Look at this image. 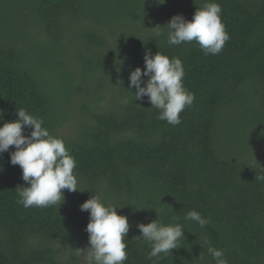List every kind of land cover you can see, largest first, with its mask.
<instances>
[{"label": "trees", "instance_id": "16d2710c", "mask_svg": "<svg viewBox=\"0 0 264 264\" xmlns=\"http://www.w3.org/2000/svg\"><path fill=\"white\" fill-rule=\"evenodd\" d=\"M206 2L0 0V126L20 109L42 118L76 159L83 190L25 208L15 148L0 154V264H77L89 246L80 205L96 194L128 218L124 264H215L209 247L227 264H264V0H216L230 35L217 55L195 41L169 45L171 17L191 20ZM149 50L183 62L195 100L179 125L128 87ZM190 210L210 222L185 220ZM157 218L184 227L158 261L137 227Z\"/></svg>", "mask_w": 264, "mask_h": 264}, {"label": "clouds", "instance_id": "9594fccd", "mask_svg": "<svg viewBox=\"0 0 264 264\" xmlns=\"http://www.w3.org/2000/svg\"><path fill=\"white\" fill-rule=\"evenodd\" d=\"M158 2L163 4L166 0ZM221 14V5L211 0L197 8L191 20L182 14L173 15L167 23V43L179 45L195 41L205 56L219 54L230 40ZM155 35L163 33L157 30ZM144 63L143 70L136 67L130 72L128 87L135 88L134 98L142 101L147 97L152 107L160 110L159 120L172 126L179 125L180 114L195 100V94L183 84L186 73L182 60L160 52L152 55L149 50L145 52ZM26 128H31L29 134H25ZM11 146L15 151L10 153V163L20 166L22 179L27 184L16 189L17 203L23 207L59 205L64 200V190H81L74 173L76 159L66 148L64 139L43 126L42 118L24 109L17 110L16 119L0 126V154ZM118 207L106 203L101 194L91 195L80 205L82 211L89 212L86 226L89 246L82 249L86 251L85 264H124L128 259L125 237L130 224L126 215L118 214ZM185 220L196 221L202 228L210 222L196 210L187 212ZM137 227L141 232L139 237L151 246L149 259L155 258L156 261L162 258L161 253L170 255V250L178 248V241L184 237L182 224L165 225L159 218L147 224L140 223ZM208 252L215 264H227L222 249L209 247Z\"/></svg>", "mask_w": 264, "mask_h": 264}, {"label": "rangeland", "instance_id": "374dc122", "mask_svg": "<svg viewBox=\"0 0 264 264\" xmlns=\"http://www.w3.org/2000/svg\"><path fill=\"white\" fill-rule=\"evenodd\" d=\"M75 126V123L71 122L68 124L64 129L63 132L66 133H71L73 128ZM85 257H86V251H82L78 256H77V264H85Z\"/></svg>", "mask_w": 264, "mask_h": 264}]
</instances>
